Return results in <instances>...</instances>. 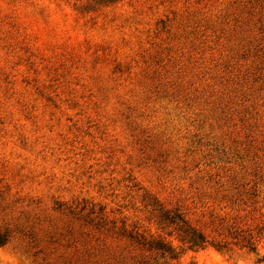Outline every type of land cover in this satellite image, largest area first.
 Instances as JSON below:
<instances>
[{"label": "rangeland", "instance_id": "obj_1", "mask_svg": "<svg viewBox=\"0 0 264 264\" xmlns=\"http://www.w3.org/2000/svg\"><path fill=\"white\" fill-rule=\"evenodd\" d=\"M262 221L264 0H0V264H264Z\"/></svg>", "mask_w": 264, "mask_h": 264}, {"label": "trees", "instance_id": "obj_2", "mask_svg": "<svg viewBox=\"0 0 264 264\" xmlns=\"http://www.w3.org/2000/svg\"><path fill=\"white\" fill-rule=\"evenodd\" d=\"M167 220L173 221V218L166 217ZM179 219V218H178ZM181 220V219H180ZM183 225L185 222L182 221ZM246 226V223H242ZM182 241L186 242L189 248H204L208 244L206 238L194 229H189V231H183ZM234 244L240 249L247 250L248 252L256 253L258 251V245L261 243L264 247V221L260 223L258 227L248 226L247 228L237 227L236 230L231 234ZM217 249H221L217 245H213ZM264 259V255H263Z\"/></svg>", "mask_w": 264, "mask_h": 264}]
</instances>
